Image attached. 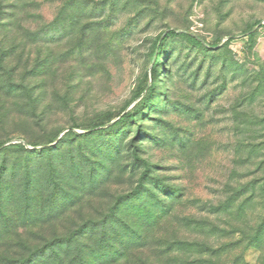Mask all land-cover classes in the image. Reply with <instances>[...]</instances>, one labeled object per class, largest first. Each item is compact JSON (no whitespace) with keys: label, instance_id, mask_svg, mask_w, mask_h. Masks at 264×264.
Here are the masks:
<instances>
[{"label":"rangeland","instance_id":"374dc122","mask_svg":"<svg viewBox=\"0 0 264 264\" xmlns=\"http://www.w3.org/2000/svg\"><path fill=\"white\" fill-rule=\"evenodd\" d=\"M0 142L10 264H264V0H0Z\"/></svg>","mask_w":264,"mask_h":264},{"label":"trees","instance_id":"16d2710c","mask_svg":"<svg viewBox=\"0 0 264 264\" xmlns=\"http://www.w3.org/2000/svg\"><path fill=\"white\" fill-rule=\"evenodd\" d=\"M169 34H175V31L170 30L164 36L166 37ZM187 37L191 42H195L198 44L201 43L194 36L187 35ZM140 91H141V89L138 91V93ZM130 115L131 114L128 112L124 113L123 115L119 116L118 122H120V121L126 122L127 118L130 117ZM118 122H116V123H118ZM95 127H96V125H93L91 127V129L95 128ZM52 141H54V138L50 142H52ZM33 145H35V144H33ZM2 146H3V142H0V147H2ZM16 146L23 148V146L20 144H16ZM45 149L48 150V148H45ZM4 183L5 182L3 181L2 176H0V216L3 218H7L8 217L7 214L17 213L19 211L24 213L25 210H27L26 214L29 213L28 212V209L30 208L29 203L32 201L31 199L34 198L33 194L35 192L41 191L42 189L35 188V189L30 190V188L28 187L26 182L21 180L18 184V187H21L19 194L15 197V199L12 198L13 196H11V199H9L8 197L10 196V191L8 193L9 196H7V193H4V191H3V189L5 188ZM23 204H26L24 211H22L23 207L19 206V205H23ZM6 223L8 224V222H6ZM29 226H30V224L28 226H26V227H28L27 229H29ZM5 228L9 229L8 227H5ZM56 242L58 243L59 241L54 240V238H50V239L48 237L43 238V240L41 242H39L38 245L36 244V246H35L36 248L32 249V246L35 245L33 240H31L28 237H23L22 241H18V243H19L18 246L25 247V250L29 254L26 258L20 260L17 264H24L25 262L30 261L31 260L30 258L32 256H34L37 252H44L47 248L53 247ZM58 254L59 253H57V258H58L57 263H54V264H92V263H88L89 262L88 257L86 258L84 253L81 252V250L72 257L71 261H69L67 263H64V260ZM2 255H3V253H0V263L10 264L11 263L10 259H8L7 257H4ZM123 257H126V254ZM31 262H32V260H31ZM96 264H102V263H96Z\"/></svg>","mask_w":264,"mask_h":264}]
</instances>
